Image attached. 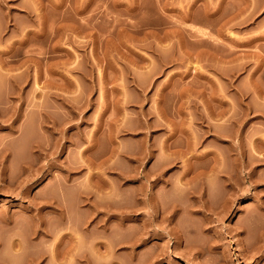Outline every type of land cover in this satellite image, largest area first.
Segmentation results:
<instances>
[{
    "label": "rangeland",
    "instance_id": "374dc122",
    "mask_svg": "<svg viewBox=\"0 0 264 264\" xmlns=\"http://www.w3.org/2000/svg\"><path fill=\"white\" fill-rule=\"evenodd\" d=\"M262 201L264 0H0V264H264Z\"/></svg>",
    "mask_w": 264,
    "mask_h": 264
},
{
    "label": "bare ground",
    "instance_id": "6f19581e",
    "mask_svg": "<svg viewBox=\"0 0 264 264\" xmlns=\"http://www.w3.org/2000/svg\"><path fill=\"white\" fill-rule=\"evenodd\" d=\"M34 32H35V31H34ZM36 33H37V32H36ZM39 33H40V32H39ZM34 34H35V33H34ZM38 36H39V35H38ZM192 171H193V170H192ZM195 171H196V170H195ZM195 171H194V172H195ZM1 173H2V171H1ZM185 173H186V172H185ZM197 173H198V172H197ZM191 175H192V174H191ZM194 175H195V174H194ZM198 175H199V174H198ZM190 177H191V176H190ZM195 177H196V176H195ZM1 178H2V177H1ZM191 178H192V177H191ZM190 182H191V181H190ZM184 183H185V182H184ZM141 185H142V183H141ZM184 186H185V184H184ZM193 186H194V185H193ZM141 187H142V186H141ZM141 187H139V188H141ZM143 187H144V186H143ZM189 187H190V186H189ZM189 187H188V191H190L191 193H193V191H191V190H194V189H189ZM191 187H192V186H191ZM145 189H146V188H145ZM145 189H144V190H145ZM182 189L187 190L186 188H182ZM194 191H196V190H194ZM139 192H140V190H139ZM141 192H142V191H141ZM141 192H140V193H141ZM183 192H184V191H183ZM199 192H200V191H199ZM197 193H198V192H197ZM142 194H143V193H142ZM193 194H194V193H193ZM143 195H144V194H143ZM186 195H187V194H186ZM190 195H192V194H190ZM194 195H195V194H194ZM196 195H197V194H196ZM139 196H141V195L139 194ZM144 196H145V195H144ZM195 197H196V196H195ZM200 197H201V196H200ZM140 199L142 200L141 197H140ZM31 200H32V199H31ZM195 200H196V199H195ZM28 201L30 202V200H28ZM35 201H36V200H35ZM143 201H144V200H143ZM192 201H193V200H192ZM32 202H33V201H32ZM32 202H30V203H31V204H34V203H32ZM39 202H40V201H39ZM153 202H154V201H153ZM196 202H197V201H196ZM192 203H193V202H192ZM192 203H191V204H192ZM142 204H143V203H142ZM198 204H199V203H198ZM193 205H195V204H193ZM258 205H259V206H260V205H264V201H262V202H261L260 204H258ZM142 206H143V205H142ZM190 206H191V205H190ZM198 206H201V205H197V207H198ZM33 207H34V206H33ZM144 207H145V206H144ZM167 207H168V206H167ZM257 207H258V206H257ZM261 207H262V206H261ZM169 208L171 209V206H170ZM169 208H168V210H170ZM191 208L193 209V206H192ZM195 208H196V207H195ZM200 208H201V207H200ZM202 208H203V207H202ZM263 208H264V206H263ZM164 209H165V208H164ZM172 209H173V207H172ZM260 209H261V208H260ZM260 209H259V210H260ZM31 210H32V208H31ZM165 210H166V209H165ZM165 210H164V211H165ZM210 210H211V209H210ZM191 211H192V210H191ZM205 211H206V210H205ZM39 212H40V211H39ZM39 212H38V213H39ZM161 212H162V211H161ZM168 212H169V211H168ZM168 212H167V213H168ZM170 212H171V211H170ZM192 212H193V211H192ZM192 212H191V213H192ZM196 212H197V211H196ZM212 212H213V211H212ZM261 212H262V211H261ZM40 213H41V212H40ZM164 213H165V212H164ZM167 213H166L165 216H167ZM210 214H211V213H210ZM160 215L164 217V215H162V214H160ZM259 215H260V214H259ZM261 215H262V214H261ZM36 216H37V215H36ZM41 216H42V215H41ZM38 218H39V217H38ZM170 218H171V217H170ZM37 221H38V220H37ZM143 221H144V220H143ZM143 221H142V222H143ZM40 223H41V222H40ZM70 226H71V225H70ZM140 226H141V225H140ZM143 226H144V225H143ZM68 227H69V226H68ZM145 227H146V226H145ZM38 228H39V227H38ZM71 228H72V227H71ZM140 228H142V227H140ZM192 228H194V227H192ZM238 228H239V227H238ZM69 229H70V227H69ZM143 229H144V227H143ZM145 229H146V228H145ZM188 229H190V228L188 227ZM36 230H37V229H36ZM191 230H192V229H191ZM193 230H194V229H193ZM204 230H205V229H204ZM236 230H237V229H236ZM30 232H31V231H30ZM37 232H39V230H38ZM72 232H73V230H72ZM143 232H144V231H143ZM143 232H142V233H143ZM169 232H170V231H169ZM44 233H45V232H44ZM142 233H141V234H142ZM144 233H145V232H144ZM39 234H40V233H39ZM65 234H66V233H65ZM262 234H263V233H262ZM28 235H29V233H28ZM37 235H38V234H37ZM71 235H73V234H71V232H68V236H69V237L67 238V240L69 241V243H68V241H66V242L68 243V246H67V248L65 249V251H63V252H64V255L62 254L63 257H62V255H61V257H62V259H63V262L65 261V262H64L65 264H70V262H71V260H72V259H71V258H72V254H74V253H72L73 250H72V247H71V240H72V239H71V238H72ZM139 235H140V234H139ZM263 235H264V234H263ZM53 236H54V235H53ZM143 236H144V234H143ZM66 237H67V236H66ZM140 237H142V236H140ZM37 238H39V237H37ZM55 238H56V237L54 236V239H55ZM143 238H144V237H143ZM51 239H52V241H53V238H51ZM51 239H50V240H51ZM56 239H57V238H56ZM56 239H55V240H56ZM139 239H140V238H139ZM28 240H29V239H28ZM37 240H39V239H37ZM40 240H41V239H40ZM260 240H261V239H260ZM262 240L264 241V239H262ZM19 241H20V240H19ZM21 241H22V240H21ZM52 241H51V242H52ZM137 241H138V240H137ZM142 241H143V240H142ZM263 241H262V243L264 244ZM10 243H11V242H10ZM67 243H66V244H67ZM72 243H73V242H72ZM258 243H259V242H258ZM21 244H22V242H21ZM21 244H20V245H21ZM50 244H51V243H50ZM263 244H261L262 246H261L260 248H258L259 251H261V249L264 250V245H263ZM16 245H17V244H16ZM20 245H18V248H19ZM52 245H53V246H51V249H50L51 260H52V261L54 260V261H57V262H58L59 260H62V259H58V257H57V255H58V256L60 255V254H59L60 251H59V253L57 252V249H56V248H57V245H56V248H55V247H54V246H55V245H54V242H53ZM58 245H59V244H58ZM256 245H257V243H256ZM22 246H23V244H22ZM22 246H21V247H22ZM48 246H49V245H48ZM64 246H65V245H64ZM10 247H11V246H10ZM21 247H20V248H21ZM65 247H66V246H65ZM12 248H13V247H12ZM18 248H17V250H19ZM48 248H49V247H48ZM63 248H64V247H63ZM63 248H62L61 250H63ZM14 249H15V248H13V250H14ZM255 249H257V247H256ZM20 250H21V249H20ZM21 251H22V250H21ZM48 251H49V250H48ZM248 251H249V249H248ZM256 251H258V250H255V252H256ZM18 252H19V251H18ZM56 252H57L58 254H57ZM61 252H62V251H61ZM63 252H62V253H63ZM255 252H254V253H255ZM254 253H252L251 256H253ZM258 253H259V252H258ZM260 253H262V252H260ZM35 254H36V256H37V254H39V252H38V253H35ZM40 255H41V254H40ZM40 255H38V256H40ZM48 255H49V254H48ZM261 255H263V254H261ZM30 256H31V255H30ZM73 256H74V255H73ZM254 256H255V255H254ZM41 257H42V256H41ZM61 257H59V258H61ZM31 258H32V257H31ZM36 259H37V258H36ZM36 259H35V260H36ZM30 261H31V260H30ZM30 261H29V262H30ZM48 261H49V260H48ZM52 261H49L48 263H50V262H52ZM61 262H62V261H61ZM61 262H58V263H61ZM53 263H54V262H53ZM55 263H56V262H55ZM31 264H33V263H31ZM51 264H52V263H51ZM56 264H57V263H56ZM61 264H62V263H61ZM71 264H72V263H71Z\"/></svg>",
    "mask_w": 264,
    "mask_h": 264
}]
</instances>
